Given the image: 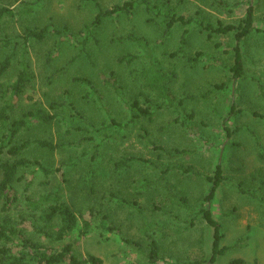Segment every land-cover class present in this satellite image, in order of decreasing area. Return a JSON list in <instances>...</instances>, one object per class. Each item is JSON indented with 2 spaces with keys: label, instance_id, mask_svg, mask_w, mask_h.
Listing matches in <instances>:
<instances>
[{
  "label": "rangeland",
  "instance_id": "rangeland-1",
  "mask_svg": "<svg viewBox=\"0 0 264 264\" xmlns=\"http://www.w3.org/2000/svg\"><path fill=\"white\" fill-rule=\"evenodd\" d=\"M127 1L135 3L131 14L105 18L91 35L81 32L95 19L98 6L110 9ZM0 7L27 9L2 21L0 39L52 23L56 28L69 26L81 42H63L55 36L29 42L28 62L37 91L18 113L37 107L58 113L61 121L32 134L68 143V148L55 151L51 158L48 153L35 154L53 162L52 167L77 161L67 168L70 183L61 172L53 182L65 181L71 202L107 215L74 245L76 252L98 256L103 264H231L236 259L264 264V95L260 91V87L264 91V0H0ZM250 7L253 31L241 42L232 30H220L239 25ZM170 18L177 22L166 35ZM130 35L139 40L128 39ZM19 43L21 53L22 39ZM236 44L244 63L240 79L232 70ZM12 50L2 48L0 60ZM127 53L140 58L132 66L120 63L118 59ZM190 57H196L194 64ZM13 62L11 70L0 76V87L18 72L19 55ZM149 64L170 80L174 105L167 107L168 101L153 94L154 106L165 105L153 118L134 119L132 103L136 99L143 107L150 103L141 95L140 78L131 69ZM54 102L63 105L55 109ZM142 128L171 156L146 146ZM178 150L187 152L177 154ZM93 154L97 158L88 167ZM125 156L144 160L116 168ZM218 164L223 181L208 200L209 177L215 176ZM43 180L37 175L35 192L45 191ZM165 191L169 197L187 196L190 207L169 201L163 209ZM203 208L212 212L222 229L219 246L224 251L214 261L216 229ZM153 239L162 257L156 263L147 256Z\"/></svg>",
  "mask_w": 264,
  "mask_h": 264
},
{
  "label": "trees",
  "instance_id": "trees-1",
  "mask_svg": "<svg viewBox=\"0 0 264 264\" xmlns=\"http://www.w3.org/2000/svg\"><path fill=\"white\" fill-rule=\"evenodd\" d=\"M134 4V1H127L110 9L98 6L95 19L86 24L81 32L91 35L105 18L131 14ZM26 11L25 7L19 11L9 7H0V31L5 18H14ZM176 22L175 18L166 21V35L170 34V29ZM220 30L225 32L232 30L236 34L238 42H241L253 31L252 7L248 9L247 16L239 25L230 24L221 27ZM50 36H55L63 42L69 40L81 45V42L73 37L69 26L56 28L52 23L43 27H27L23 34L17 35L16 38L0 39V50L2 48L13 49L10 55L0 60V76H4L11 70L14 65L13 59L19 55L18 72L8 85L0 87V264H103V260L98 256L79 254L75 251L74 245L92 231L97 221L106 219L107 215L99 209L71 202L65 195L63 186L65 181L53 182L54 176L59 172H61L62 178H68L67 168L76 166L78 162L66 161L67 163L60 167H52L53 162H45L35 154L42 152L45 156L48 153L46 157L51 158L55 151L68 148V143H55L49 138L32 134L37 128H47L61 121L58 118V113L52 114L45 108L37 107L18 115L26 99L32 101L37 91L35 77L28 62V44L32 40L44 41ZM127 38L136 42L139 40L133 35ZM18 39H22L21 53L17 52L18 44H21ZM12 43H15L14 47H10ZM84 44L82 43V45ZM235 50V64L232 70L234 77L240 79L243 78L244 73L240 44L235 45ZM139 58L138 55L127 53L121 56L118 61L132 66ZM189 60L194 64L196 57H190ZM131 73L140 78L143 88L141 95L150 103L148 107H143L136 99L131 105L134 119L153 118L157 111L165 105L163 103L154 106L151 99L153 94L164 99L165 102L168 101L167 107L174 105V95L169 85L170 80L154 64H149L138 71L131 69ZM260 91L264 95L262 87H260ZM61 105L63 103L54 102L51 107L56 109ZM231 106L233 110L234 106L232 104ZM229 115L230 113L226 118ZM225 128L227 135H231L232 130L228 123ZM142 130L141 137L146 146L160 150L166 156H171L165 147L156 145L147 129L142 128ZM85 138L87 139V137ZM186 152V150H178L177 154ZM96 158L97 154H93L88 167L93 166ZM143 160L137 156H125L116 163V168L125 169L132 163ZM169 169L170 167L167 170ZM187 170L199 175V172L192 167H188ZM222 174V166L218 164L215 176L209 177L212 182V193L207 196L208 200L212 199L215 189L223 181ZM37 175L44 178L41 182L45 187L44 192L37 193L33 190ZM70 182L71 180H69ZM168 194L166 191L163 193L164 198L161 205L163 209L168 208L169 201L175 206L190 207L187 196L171 195L169 197ZM202 211L208 222L216 229V241L212 256L214 261L217 254L224 251L219 246L222 229L220 224L214 220L210 210L203 208ZM150 224L158 225L156 222H150ZM137 244L140 245L138 242ZM147 256L152 263H156L162 258L160 245L155 239L149 245ZM244 263L242 259H236L231 264ZM195 264L201 263L197 261Z\"/></svg>",
  "mask_w": 264,
  "mask_h": 264
}]
</instances>
